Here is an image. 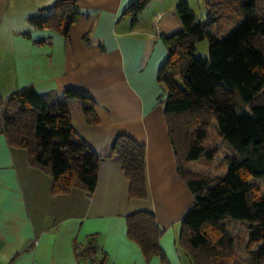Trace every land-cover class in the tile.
<instances>
[{
	"label": "trees",
	"instance_id": "obj_1",
	"mask_svg": "<svg viewBox=\"0 0 264 264\" xmlns=\"http://www.w3.org/2000/svg\"><path fill=\"white\" fill-rule=\"evenodd\" d=\"M149 1L134 0L123 14L134 24ZM204 4L207 17L199 19L187 1L178 0L175 13L183 30L160 36L167 55L156 79L165 90V124L177 172L194 197L181 220L178 246L191 264H262L264 99L258 97L264 93V0ZM53 10L30 21L67 38L80 17L76 1L59 0ZM83 39L88 43L87 33ZM203 39L208 41L207 58L196 55V43ZM72 99L85 112L93 111L95 101L72 87L46 94L32 85L15 90L0 103V132L11 147L25 149L32 165L49 172L54 192L79 186L91 193L101 157L76 134ZM221 146L227 153L222 155ZM111 157L129 182L128 196L146 198L144 144L120 133ZM193 161L214 163L217 171L210 166L196 171ZM126 233L146 259L165 260L153 213L126 215ZM72 247L79 263L110 264L96 233L74 238Z\"/></svg>",
	"mask_w": 264,
	"mask_h": 264
},
{
	"label": "crops",
	"instance_id": "obj_2",
	"mask_svg": "<svg viewBox=\"0 0 264 264\" xmlns=\"http://www.w3.org/2000/svg\"><path fill=\"white\" fill-rule=\"evenodd\" d=\"M57 1L0 0V103L27 85L38 94L72 87L91 97L92 112L68 102L76 134L101 157L98 178L91 193L79 186L54 192L49 172L0 132V264H86L72 240L93 233L110 264H191L178 235L194 197L177 172L156 79L167 55L160 36L180 28L172 15L177 1L150 0L132 24L123 12L134 0H75L80 17L67 38L30 21L52 14ZM120 133L145 146L144 199L128 196L129 182L111 157ZM202 165L212 167L190 163L196 171L208 168ZM139 210L155 217L164 261L146 259L127 236L126 215Z\"/></svg>",
	"mask_w": 264,
	"mask_h": 264
},
{
	"label": "rangeland",
	"instance_id": "obj_3",
	"mask_svg": "<svg viewBox=\"0 0 264 264\" xmlns=\"http://www.w3.org/2000/svg\"><path fill=\"white\" fill-rule=\"evenodd\" d=\"M178 2V0H176ZM187 1L188 5H189V8L190 10L192 11V13H194L196 15V17H198L199 19H205L207 17V10L205 8V4H204V0H185ZM176 2V3H177ZM172 15H174L178 21V25H179V29H176V31H173L171 33H175V32H179V31H182L183 30V26L178 18V16L176 15L175 13V8L174 10L172 11ZM196 46H197V52H196V55H201L203 58H207L208 56V41L207 39H203L199 42L196 43ZM156 77H157V74H156ZM161 85V84H160ZM162 87V92H163V95L165 97V90L163 88V86L161 85ZM161 92V93H162ZM159 96V95H158ZM159 99V97H158ZM163 99V98H162ZM264 99V93H262L259 97H258V100H262ZM216 139V142L219 141L217 138ZM227 151V148H223V146H221V153L222 155L225 154V152ZM227 153V152H226ZM218 157H220V155H218ZM221 159H223L221 157ZM196 163V162H195ZM198 163V162H197ZM196 163V164H197ZM204 163H208V162H205ZM200 164V163H198ZM201 165V164H200ZM212 167H214V163L211 164ZM204 166L205 168L206 167H209L208 165H202ZM211 167V168H212ZM215 171L216 168H214ZM259 184L264 187V183H262V181L259 182ZM236 229H238V232L241 234V237L243 236V227L241 225L237 226Z\"/></svg>",
	"mask_w": 264,
	"mask_h": 264
}]
</instances>
